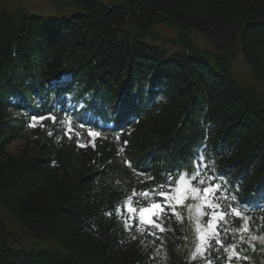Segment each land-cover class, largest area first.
Masks as SVG:
<instances>
[{
  "label": "trees",
  "instance_id": "obj_1",
  "mask_svg": "<svg viewBox=\"0 0 264 264\" xmlns=\"http://www.w3.org/2000/svg\"><path fill=\"white\" fill-rule=\"evenodd\" d=\"M69 1L78 9L70 17L0 9V208L27 236L61 250L20 249L0 221V264H205L191 260L185 208L177 207L182 222L156 236L126 230L115 215L133 189L191 174L201 155L202 173L252 217L243 243L234 232L241 219L221 226L232 230L221 239L247 257L231 264H264V243L250 241L264 238V99L241 85L233 53L242 48L264 85V0ZM193 33L214 50L198 49ZM68 76L72 85L59 87ZM49 114L55 123L31 126ZM89 127L100 135L84 148ZM19 139L24 149L12 156ZM210 259L227 264L222 249Z\"/></svg>",
  "mask_w": 264,
  "mask_h": 264
},
{
  "label": "snow or ice",
  "instance_id": "obj_2",
  "mask_svg": "<svg viewBox=\"0 0 264 264\" xmlns=\"http://www.w3.org/2000/svg\"><path fill=\"white\" fill-rule=\"evenodd\" d=\"M31 119L33 127L37 121L42 122L46 119L53 123L56 122V117L52 114ZM66 122L68 126L65 129V134L71 139L74 132L71 119L67 118ZM80 127L85 126L80 125ZM75 134L79 139V132ZM87 135L95 138L100 133L89 127ZM203 161L202 155L195 158L194 171L191 174L187 172H179L175 176L169 174L164 184L153 187L151 190L137 192L133 189L131 195L122 201V207L116 209L115 215L124 219L126 230L131 231L135 226V230L141 235L147 231L148 235L156 236L157 232L170 231L168 225L173 219L177 222L183 221V217L177 211L178 206L183 207L188 212V219L194 225L195 248L191 255L192 261L199 257L205 264H212L211 252H219L221 249L225 253L227 264H231L233 258L236 260L247 259V257H241L236 251V243L226 244L221 239L222 231L224 234L232 231L227 227L222 229L221 226L227 225L229 216L241 219V228L235 229L234 232L240 236V242L243 243L242 234L250 232L248 225L252 220L248 214V205L238 204L236 196H229L227 188L217 181L216 177L202 173L201 168L206 167ZM126 163L131 166L130 162ZM150 179L152 178L150 177ZM188 200H192L194 203H186ZM112 214L109 213V215ZM205 217H207L206 220ZM132 239H136V236H133ZM257 240L264 243V238L250 236V241ZM252 246L255 247L254 244Z\"/></svg>",
  "mask_w": 264,
  "mask_h": 264
},
{
  "label": "rangeland",
  "instance_id": "obj_3",
  "mask_svg": "<svg viewBox=\"0 0 264 264\" xmlns=\"http://www.w3.org/2000/svg\"><path fill=\"white\" fill-rule=\"evenodd\" d=\"M123 0H106V4L122 3ZM5 8L11 15H37L45 19L61 18L64 16L70 17L78 12V9L70 4L69 0H0V9ZM163 36L174 38L173 32L164 29ZM193 41L195 46L200 50H214L209 41L198 33H193ZM167 49L170 53L178 52L180 48L173 47L168 44ZM236 55L235 75L239 79L243 87L252 88L256 96L264 99V85L253 74L251 68L244 61V54L241 47L233 50ZM41 121H37L39 123ZM90 137V136H89ZM95 138L90 137L88 140L80 139V145L91 147L94 144ZM26 141L20 139L13 142L8 147V152L12 156H19L24 149ZM0 221L7 224L8 231L10 232L13 240V245L25 250L44 248L46 250L61 251L51 241L31 240L25 233L24 229L17 223L12 216L4 209L0 208ZM253 248V246H251Z\"/></svg>",
  "mask_w": 264,
  "mask_h": 264
},
{
  "label": "bare ground",
  "instance_id": "obj_4",
  "mask_svg": "<svg viewBox=\"0 0 264 264\" xmlns=\"http://www.w3.org/2000/svg\"><path fill=\"white\" fill-rule=\"evenodd\" d=\"M67 83V81L65 80L64 82H63V84H66Z\"/></svg>",
  "mask_w": 264,
  "mask_h": 264
}]
</instances>
